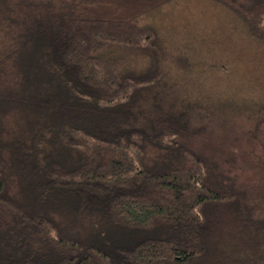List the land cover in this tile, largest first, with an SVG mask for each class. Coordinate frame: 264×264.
I'll return each instance as SVG.
<instances>
[{
	"label": "trees",
	"instance_id": "1",
	"mask_svg": "<svg viewBox=\"0 0 264 264\" xmlns=\"http://www.w3.org/2000/svg\"><path fill=\"white\" fill-rule=\"evenodd\" d=\"M177 1L0 0V264H264V195L143 20ZM207 1L264 42V0Z\"/></svg>",
	"mask_w": 264,
	"mask_h": 264
},
{
	"label": "rangeland",
	"instance_id": "2",
	"mask_svg": "<svg viewBox=\"0 0 264 264\" xmlns=\"http://www.w3.org/2000/svg\"><path fill=\"white\" fill-rule=\"evenodd\" d=\"M143 20L157 27L188 65L181 76L193 85V99L201 102L216 129L213 141L200 145L240 153L237 179L254 196L264 195V172L246 162L243 133L249 127L244 113L264 103V42L253 43L237 31L233 14L207 0H178Z\"/></svg>",
	"mask_w": 264,
	"mask_h": 264
}]
</instances>
